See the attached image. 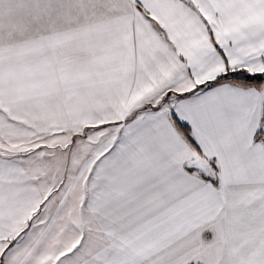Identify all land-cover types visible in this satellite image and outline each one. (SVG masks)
<instances>
[{"label": "snow or ice", "instance_id": "obj_1", "mask_svg": "<svg viewBox=\"0 0 264 264\" xmlns=\"http://www.w3.org/2000/svg\"><path fill=\"white\" fill-rule=\"evenodd\" d=\"M0 264H264V0H0Z\"/></svg>", "mask_w": 264, "mask_h": 264}]
</instances>
